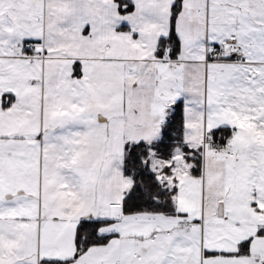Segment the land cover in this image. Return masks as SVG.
Here are the masks:
<instances>
[{
    "label": "snow or ice",
    "instance_id": "1",
    "mask_svg": "<svg viewBox=\"0 0 264 264\" xmlns=\"http://www.w3.org/2000/svg\"><path fill=\"white\" fill-rule=\"evenodd\" d=\"M0 264H264V0H0Z\"/></svg>",
    "mask_w": 264,
    "mask_h": 264
}]
</instances>
